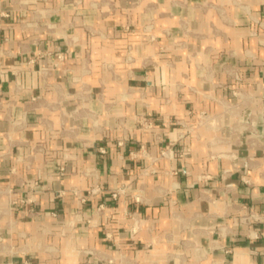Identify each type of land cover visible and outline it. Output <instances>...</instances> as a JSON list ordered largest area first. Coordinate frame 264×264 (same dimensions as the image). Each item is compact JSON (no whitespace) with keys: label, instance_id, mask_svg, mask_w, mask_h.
I'll return each instance as SVG.
<instances>
[{"label":"crops","instance_id":"crops-1","mask_svg":"<svg viewBox=\"0 0 264 264\" xmlns=\"http://www.w3.org/2000/svg\"><path fill=\"white\" fill-rule=\"evenodd\" d=\"M0 264H264V0H0Z\"/></svg>","mask_w":264,"mask_h":264},{"label":"built area","instance_id":"built-area-1","mask_svg":"<svg viewBox=\"0 0 264 264\" xmlns=\"http://www.w3.org/2000/svg\"><path fill=\"white\" fill-rule=\"evenodd\" d=\"M59 58L61 59L62 58V55L60 54L59 55ZM209 118V115L206 114V113H201L199 116H198V123L201 125L203 124L206 120H208ZM142 127L144 128H147L148 127V123L147 122H143L142 124ZM183 136L180 135V138H182ZM101 153H106L105 149L104 148H100L99 149ZM126 189L125 187H122V188H118L116 189L115 191L112 192V197L113 198H118L119 195L125 193ZM95 192V191H94Z\"/></svg>","mask_w":264,"mask_h":264}]
</instances>
